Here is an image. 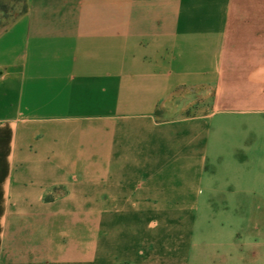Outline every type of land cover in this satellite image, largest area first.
<instances>
[{"label":"crops","instance_id":"0c3cea01","mask_svg":"<svg viewBox=\"0 0 264 264\" xmlns=\"http://www.w3.org/2000/svg\"><path fill=\"white\" fill-rule=\"evenodd\" d=\"M25 2L0 31V264L263 261L252 150L217 141L264 125V0ZM182 93L197 112L168 117Z\"/></svg>","mask_w":264,"mask_h":264},{"label":"rangeland","instance_id":"374dc122","mask_svg":"<svg viewBox=\"0 0 264 264\" xmlns=\"http://www.w3.org/2000/svg\"><path fill=\"white\" fill-rule=\"evenodd\" d=\"M25 8V4L20 0H9L4 1L0 4V31L10 24L13 20L18 18ZM18 16V17H17ZM184 94L183 96H173L166 105V115L168 117H177L184 115H192L197 112V103L195 102L196 97H193L192 94ZM196 96V95H194ZM221 129L218 132L219 141L218 147L222 150V153L225 154V162L228 163L229 153L231 151V143L234 139V136L241 135L243 142L250 146L253 154L252 166H253V180L255 181V218L259 217V232L254 233L253 239V253L256 260L257 256H262L263 261H260L258 264H264V218L262 214L264 211V202L258 199L261 195V171L258 170L260 165L261 157L260 151L264 149V125L252 124L244 125L238 122L227 121L226 123L221 124ZM218 129H216L217 132ZM224 174L229 175V172ZM260 193V194H259ZM250 255V253H249ZM258 258V257H257Z\"/></svg>","mask_w":264,"mask_h":264},{"label":"trees","instance_id":"16d2710c","mask_svg":"<svg viewBox=\"0 0 264 264\" xmlns=\"http://www.w3.org/2000/svg\"><path fill=\"white\" fill-rule=\"evenodd\" d=\"M9 1V0H8ZM13 1V0H12ZM20 1H23V3L25 4V8H24V10L20 13V14H18V16H20V15H22V14H25L27 11H28V6H27V3L25 2V0H20ZM2 2H4V1H0V4L2 3ZM17 16V17H18Z\"/></svg>","mask_w":264,"mask_h":264}]
</instances>
